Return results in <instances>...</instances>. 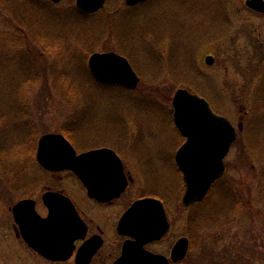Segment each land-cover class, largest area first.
Instances as JSON below:
<instances>
[{"label": "rangeland", "instance_id": "obj_1", "mask_svg": "<svg viewBox=\"0 0 264 264\" xmlns=\"http://www.w3.org/2000/svg\"><path fill=\"white\" fill-rule=\"evenodd\" d=\"M75 1L0 0L1 245L13 244L3 229L16 201L32 196L44 214L46 190L76 192L68 173H50L35 157L39 138L63 133L77 152L116 150L133 178L129 192L161 199L171 230L158 248L168 256L188 240L185 257L170 264H264V15L245 0H105L92 14ZM110 51L138 76L134 90L92 75L90 56ZM180 89L236 131L224 175L188 207L174 161L184 142L171 105ZM239 202L247 204L242 214ZM231 207L236 224L224 219L214 230ZM108 245L91 264H109ZM27 264L51 263L33 253Z\"/></svg>", "mask_w": 264, "mask_h": 264}, {"label": "water", "instance_id": "obj_2", "mask_svg": "<svg viewBox=\"0 0 264 264\" xmlns=\"http://www.w3.org/2000/svg\"><path fill=\"white\" fill-rule=\"evenodd\" d=\"M58 3L61 0H51ZM132 6L146 0H124ZM105 0H76V7L85 13H94L102 8ZM250 10L264 14V0H245ZM207 62L212 63L211 57ZM94 78L102 83H112L135 89L138 76L128 61L115 53H94L88 60ZM173 121L185 138L175 154L176 164L182 173L184 207L201 202L212 184L225 172L223 159L236 138L235 129L223 116L216 115L209 104L190 92L177 90L172 98ZM37 163L47 171L69 170L85 186L88 195L98 201L118 197L126 187V179L117 155L108 148L90 150L76 154L71 144L61 134H46L39 138L36 150ZM106 168V172L93 173L90 169ZM48 216L40 217L34 211V201L21 200L13 207V216L25 242L47 259L66 260L73 249L74 239H82L86 232L83 222L75 217L79 231L75 236L65 234L61 225V206L73 213L70 200L59 193L42 195ZM65 212V211H64ZM168 221L162 202L145 198L136 201L125 212L118 225V233L134 240L124 242L121 256L113 264H168L162 255H154L143 247L158 241L168 230ZM78 229V228H77ZM76 230V229H75ZM65 234V235H64ZM101 240L92 237L79 248L80 261L89 264L100 247ZM188 250V240L180 238L172 248L170 260L181 261Z\"/></svg>", "mask_w": 264, "mask_h": 264}, {"label": "flooded vegetation", "instance_id": "obj_3", "mask_svg": "<svg viewBox=\"0 0 264 264\" xmlns=\"http://www.w3.org/2000/svg\"><path fill=\"white\" fill-rule=\"evenodd\" d=\"M110 52L115 53L113 51H110ZM110 52H107V53H110ZM207 58L205 62L207 64H210L209 62H207ZM211 61L213 63L212 57H211ZM93 149H99V148H93ZM108 149H111V148H108ZM111 150L114 151V153L117 155V157L121 161L122 172L126 179V187L118 197L109 199L107 201H98L97 199L90 197L88 195V192L85 186L82 184L80 179L76 175H74V173H72L71 171L50 172V173H57L59 175L62 173H68V175H70V177L73 179L75 186L77 187L76 192L72 194L66 193L63 190H46L44 192V193L46 192L59 193L62 196L67 197L70 200V203L73 208V213L72 212L70 213V210H68L67 212L66 208H64L63 206L60 207V209L63 211L60 217V222H61V225L67 228V231L65 232V234L70 235L72 237V236H75L77 232L79 231V225L78 224L76 225L74 216H77L79 221L83 222L86 227V232H85L84 237L82 239L73 240V243H72L73 249L71 251L69 258L66 260H52V259H47L43 257L42 255H40L38 252H36L33 248H31L25 242V240L22 237L20 228L14 219L13 212H12L13 207L15 203H17L20 200L34 201V211L42 218L47 217L48 208L43 203V200H42V195L44 194L43 193L40 197V200H41V203L45 211L44 214H41L37 210L36 208L37 201L32 196H28V195L16 201L13 204V206L9 208L11 222H10L9 227L3 230L7 233L6 237L11 238L10 240L13 241V244L12 246H11V243H5L6 245H1L3 242L4 236H2V233L0 231V245H1L0 257L2 258V260L4 259L6 260V262L12 261L13 264H27V261L29 260L30 257L33 256V253H34L38 255L39 257L43 258L44 260L50 262L51 264H64L68 262H70L71 264H77V262L80 261V256L78 252L79 248L83 245L85 241L95 236L100 238L101 245L96 250L94 255L92 256L89 264H91L94 257L100 254V251L108 244L111 246V251L106 255V257L107 258L112 257L109 264H112L120 256L121 249H122L124 242L129 241V240L131 241L134 240L130 236L120 235L118 233V230H117L118 223L121 217L123 216V214L127 212L131 208V206L138 200H142L145 198H152V199H157L161 201V199L156 198L154 195H148L146 193H141V192L139 193L131 192L130 193L129 188H130L131 183L133 182V178L130 176L129 172L126 170V167L124 166V162L122 158L119 156L118 152H116V150L114 149H111ZM76 153L80 154V153H83V151H80V152L76 151ZM174 161H175V158H174ZM90 171L93 173H100V172H106L107 169L106 168H93V169H90ZM163 206L166 211V206L164 204ZM0 230H1V226H0ZM170 230H171V222H169V229L167 232L170 233ZM166 234L164 236H166ZM109 238L111 239V241ZM161 240L162 239H159L158 241H152L148 243L147 245H145L143 248L146 251L154 255H165L158 248V246L161 243ZM6 248H9V249L7 250ZM11 250H14V251H11ZM169 255L167 257H169Z\"/></svg>", "mask_w": 264, "mask_h": 264}, {"label": "trees", "instance_id": "obj_4", "mask_svg": "<svg viewBox=\"0 0 264 264\" xmlns=\"http://www.w3.org/2000/svg\"><path fill=\"white\" fill-rule=\"evenodd\" d=\"M35 146L34 145H32V150H31V153H32V161H35L34 160V152H35V148H34ZM241 204V202H239L237 205H240ZM240 207H241V211H239V212H241V214L242 213H244L246 210H247V204H243V205H240ZM235 208H233V207H231L230 209H228V211L226 212V213H224V215L223 216H221L219 219L216 217L214 220H213V222H214V225H213V229L214 230H222L223 229V226H225V224H229V227H230V224H236V221H237V215H236V212H234L233 210H234ZM245 210V211H244ZM216 215V214H215ZM220 216V215H219ZM230 218V220L232 219V221L233 222H231V223H229V221H228V219ZM225 219V224H223V223H220L221 222V220H224ZM209 221V220H208ZM227 224V225H228Z\"/></svg>", "mask_w": 264, "mask_h": 264}]
</instances>
